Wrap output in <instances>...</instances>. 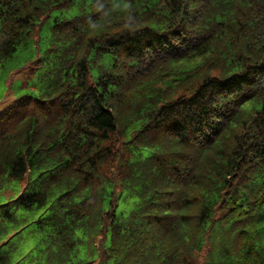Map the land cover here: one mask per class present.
Wrapping results in <instances>:
<instances>
[{"label": "trees", "instance_id": "16d2710c", "mask_svg": "<svg viewBox=\"0 0 264 264\" xmlns=\"http://www.w3.org/2000/svg\"><path fill=\"white\" fill-rule=\"evenodd\" d=\"M20 48L0 264H264V0H0Z\"/></svg>", "mask_w": 264, "mask_h": 264}, {"label": "rangeland", "instance_id": "374dc122", "mask_svg": "<svg viewBox=\"0 0 264 264\" xmlns=\"http://www.w3.org/2000/svg\"><path fill=\"white\" fill-rule=\"evenodd\" d=\"M31 56L30 51L20 48L15 55L0 66V106L3 103L4 97L7 96L10 100L17 97V94H22L21 86L22 81L20 80V73L18 70L27 63ZM9 194L4 193L0 196V201H5L9 198ZM129 207L121 205L119 211L128 212ZM264 226V225H263Z\"/></svg>", "mask_w": 264, "mask_h": 264}]
</instances>
